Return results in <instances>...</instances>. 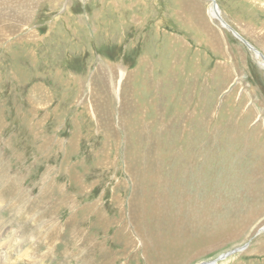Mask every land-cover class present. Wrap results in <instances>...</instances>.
Returning <instances> with one entry per match:
<instances>
[{"label":"rangeland","instance_id":"rangeland-1","mask_svg":"<svg viewBox=\"0 0 264 264\" xmlns=\"http://www.w3.org/2000/svg\"><path fill=\"white\" fill-rule=\"evenodd\" d=\"M23 1L0 9V264H264V65L210 2ZM217 2L264 53V6Z\"/></svg>","mask_w":264,"mask_h":264},{"label":"water","instance_id":"water-1","mask_svg":"<svg viewBox=\"0 0 264 264\" xmlns=\"http://www.w3.org/2000/svg\"><path fill=\"white\" fill-rule=\"evenodd\" d=\"M212 1V5H211V10L214 13V17L221 23V25H223L228 31H230V33H232L235 37H237L246 47H248L253 53L259 55V57L262 60V64L264 65V54L257 49L253 44H251V42H249L246 38H244L231 24H229L221 15L220 10H219V6L218 3L216 2V0H210ZM264 231V228L260 229L259 232ZM247 246V244L245 246H242L240 248H237L235 250H232L230 252L224 253L222 255H220L217 259L212 260V261H206V262H202L200 264H217L219 261L224 260L225 258H227L229 255L235 253L236 251H240L245 249Z\"/></svg>","mask_w":264,"mask_h":264},{"label":"bare ground","instance_id":"bare-ground-1","mask_svg":"<svg viewBox=\"0 0 264 264\" xmlns=\"http://www.w3.org/2000/svg\"><path fill=\"white\" fill-rule=\"evenodd\" d=\"M4 1H6V0H0V9L2 10V9H4V11L2 12L3 14H5V12H7L9 15L10 14H12L14 17H15V15L16 14H18V13H22L21 11H20V9H19V5L21 4V3H25L23 0H10V2H8L7 1V3H9V5H11L9 8H7L6 7V5H7V3H5ZM26 1H28V0H26ZM32 1V0H31ZM207 1H209L210 2V6L212 5V1H210V0H207ZM250 2H252L254 5H259V7H262V6H264V0H249ZM216 2H217V0H216ZM26 3H29V1L28 2H26ZM218 3V2H217ZM260 3V4H259ZM13 6V7H12ZM22 6V5H21ZM29 6V5H28ZM34 6V5H33ZM218 6H219V4H218ZM23 7V6H22ZM7 8V9H6ZM21 8V7H20ZM32 8V7H31ZM31 8H28L27 10H30ZM34 8H35V6H34ZM264 8V7H263ZM219 10H220V13H221V15H222V17H223V13H222V10H221V7L219 6ZM32 12H33V8H32V10H31ZM1 12V11H0ZM25 12V11H24ZM23 12V13H24ZM32 12L29 14H27V13H25V14H27L26 16H24V17H27L28 16V18H29V16H31V14H32ZM210 15L212 16V18L213 19H216L214 16V13L212 12V10L210 9ZM20 18V17H19ZM224 18V17H223ZM15 19H17L18 20V18L17 17H15ZM20 19H22V17L20 18ZM225 19V18H224ZM226 20V19H225ZM227 21V20H226ZM228 22V21H227ZM229 23V22H228ZM26 24V23H25ZM25 24H23V25H25ZM230 24V23H229ZM222 26V25H221ZM22 26L20 25V27L19 28H21ZM235 28V27H234ZM1 29V28H0ZM5 31H6V28H3ZM236 29V28H235ZM237 30V29H236ZM0 32H1V30H0ZM2 33V32H1ZM3 34V33H2ZM241 34V33H240ZM242 35V34H241ZM243 36V35H242ZM244 37V36H243ZM244 38H246V37H244ZM1 39V38H0ZM247 39V38H246ZM248 40V39H247ZM249 41V40H248ZM250 42V41H249ZM251 44H253V43H251ZM257 49H259V47H257L255 44H253ZM262 53H263V51L261 50V49H259ZM264 54V53H263ZM256 56L257 57H259V55H257L256 54ZM122 68L123 67H120V69L122 70ZM259 93V92H258ZM142 204H143V202H142ZM145 205H146V203H145ZM143 207V206H142ZM144 208V207H143ZM159 208V207H158ZM142 211H143V209H142ZM104 215V214H103ZM145 216V215H144ZM145 219V218H144ZM6 244V243H5ZM3 245V244H2ZM2 247H4V245L2 246ZM6 247V246H5ZM19 247V246H18ZM20 251V250H19ZM18 251V252H19ZM232 251V250H231ZM21 252V251H20ZM4 253V252H3ZM22 253V252H21ZM21 253H19V254H21ZM5 256V255H4ZM7 256H9L8 254H7ZM1 257V256H0ZM3 258V257H2ZM5 258V257H4ZM7 258V257H6ZM1 259V258H0ZM1 261H5V260H1ZM7 261V260H6ZM10 261V259L8 260V262ZM17 262V261H16ZM203 262V261H202ZM4 263V262H3Z\"/></svg>","mask_w":264,"mask_h":264},{"label":"crops","instance_id":"crops-1","mask_svg":"<svg viewBox=\"0 0 264 264\" xmlns=\"http://www.w3.org/2000/svg\"><path fill=\"white\" fill-rule=\"evenodd\" d=\"M262 70H264L262 68ZM254 77L256 80H258L257 82L261 83L264 85V71H261L260 69H255L254 70Z\"/></svg>","mask_w":264,"mask_h":264}]
</instances>
